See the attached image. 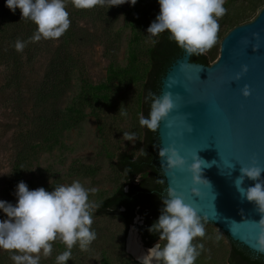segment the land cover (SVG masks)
Returning <instances> with one entry per match:
<instances>
[{"label": "rangeland", "instance_id": "374dc122", "mask_svg": "<svg viewBox=\"0 0 264 264\" xmlns=\"http://www.w3.org/2000/svg\"><path fill=\"white\" fill-rule=\"evenodd\" d=\"M65 4L71 21L69 29L60 38L35 42L38 46L43 45V50L36 51L33 58L25 62L20 93L14 87L4 86L9 72L7 66L0 65L2 200L9 190L12 172L20 163L17 183L24 181L30 190L44 187L52 191L56 185L79 181L85 188L96 189L89 195V202L94 205L123 182V176L115 168L117 154L126 151L137 155L142 148L143 131L139 124L142 82L116 81L106 102L82 92V84L103 82L110 63L125 66L133 41L138 63L146 65V50L155 40L146 30L159 13L157 0H137L134 6L128 3L115 6L116 16L110 21L99 20L89 13L75 16L79 9L73 6L72 0H65ZM1 5H5V0H0ZM247 5L248 0H225L226 13L218 19L216 42L203 52L208 55L210 63L217 59L221 39L232 28L233 19ZM135 16L140 24H144L142 32L136 36L133 28ZM59 43L69 51L73 70L69 86L61 97L43 105L42 138L31 135L33 123L42 112L34 104L33 92L48 69L50 51ZM23 60L26 61L25 56ZM120 110L126 111L127 116H121ZM57 118L61 121L56 131L51 132ZM123 132H135L137 141L124 140ZM19 155L21 160L17 161ZM14 189L9 201L13 204L16 202ZM1 217L4 218L3 213H0ZM134 221L140 224L138 217ZM91 229L95 231L96 239L86 251H82L78 243L74 245L67 264H138L126 251L127 233L121 217L93 215ZM51 243V254L44 256L41 252L40 264H56V257L67 250L59 238ZM160 243L163 246L165 242ZM193 243L204 245L195 264H227L230 245L215 225L206 223L205 236L195 238ZM5 253L8 251L0 249V259ZM1 264L14 262L6 259Z\"/></svg>", "mask_w": 264, "mask_h": 264}, {"label": "clouds", "instance_id": "9594fccd", "mask_svg": "<svg viewBox=\"0 0 264 264\" xmlns=\"http://www.w3.org/2000/svg\"><path fill=\"white\" fill-rule=\"evenodd\" d=\"M124 3L134 6L137 0H72L77 9H91L105 4L110 8ZM157 3L159 13L146 30L151 37H158L167 31L169 39L188 55L202 54L215 44L218 19L226 13L225 0H157ZM5 7L13 14L19 9L21 19H28L37 26L31 42L60 38L71 24L65 0H5ZM28 42L18 39L14 48L22 52ZM243 71L246 72L247 68ZM239 78L238 74L236 79ZM242 93L245 97L250 94L247 86ZM145 102H150V110L147 117L143 113L139 115V124L156 132L174 108L171 93L161 97L148 92ZM119 114L127 116L126 111L120 110ZM123 139L135 143L136 133L123 132ZM157 148L160 159L164 161L161 169L171 171L187 166L194 195H201L196 185L212 187L203 178V169L210 165L197 155L188 163L174 146ZM239 172L233 184L239 195L254 203L261 214L257 245L258 250L264 252V168L253 163L252 166H240ZM246 179L254 181V185L245 187ZM95 191V188H85L79 181L56 185L52 191L44 187L30 190L24 181L18 182L13 193L16 198L14 204L0 199V213L4 214V218L0 219V249L12 252L10 258L14 264H40L41 252L44 256L50 255L51 242L59 238L67 250L56 257V264H67L74 245L78 243L80 249L86 251L96 239V233L91 229L95 206L89 202L90 193ZM161 201L160 214L148 228L150 233L158 235V241L138 257V264H195L204 245L194 244L193 241L205 236L207 219L185 202L183 194L171 187ZM161 241L165 242L163 246Z\"/></svg>", "mask_w": 264, "mask_h": 264}, {"label": "water", "instance_id": "95a60500", "mask_svg": "<svg viewBox=\"0 0 264 264\" xmlns=\"http://www.w3.org/2000/svg\"><path fill=\"white\" fill-rule=\"evenodd\" d=\"M190 56L183 49L160 79L157 95L171 93L174 108L161 122L156 136L159 147L174 146L188 163L197 155L209 164L203 169V178L212 187L196 185L201 195H194L187 166L171 171L161 169L164 161L157 148L165 193L171 187L183 194L185 202L207 223L215 225L229 245L233 241L264 256L257 245L261 214L254 203L239 195L233 184L240 166L255 163L264 168V5L252 19L229 29L221 39L214 62L204 65L190 61ZM238 74L240 78L236 79ZM245 86L250 92L247 97L242 93ZM254 183L246 179L244 186ZM131 229H135L143 252L155 243L144 246L134 224L129 227L125 248L138 261L128 249Z\"/></svg>", "mask_w": 264, "mask_h": 264}, {"label": "trees", "instance_id": "16d2710c", "mask_svg": "<svg viewBox=\"0 0 264 264\" xmlns=\"http://www.w3.org/2000/svg\"><path fill=\"white\" fill-rule=\"evenodd\" d=\"M264 5V0H248V5L242 13L233 19L232 26L249 21L252 14H256ZM260 6V7H259ZM258 8V9H257ZM81 13L92 14L102 21H110L116 16V8H109L97 5L91 9H79L75 16ZM132 13L135 15L133 7ZM253 16V15H252ZM135 18V36L142 32L144 24ZM37 26L28 19H21L19 9L13 14L5 5L0 6V65L8 68L5 77V87L20 93L21 73L25 62L30 61L36 51L43 50V45L31 42L30 38L36 31ZM29 41L22 52L16 51L14 44L17 40ZM130 46L127 64L123 67L110 63L106 77L103 82L91 84L83 82L82 92L96 97L101 101H108L112 92V87L116 81L121 82H142L140 93V112L146 117L150 110V102H145L148 92L158 94L160 79L164 75L168 66L175 58L180 56L183 49L174 41L169 39V33H161L146 50L147 63L141 66L133 47ZM38 46V47H37ZM25 56L26 61L23 60ZM190 61L209 65L208 55L202 53L191 55ZM73 70V63L69 51L63 44H57L50 51V61L48 69L42 76L38 87L33 92V101L42 112L38 113L36 123H33L31 135L43 138V105L50 100L58 99L68 88ZM61 119L57 118L52 126L51 132L56 131ZM142 148L134 155L126 151H120L116 156L115 168L123 176V182L107 197L102 198L94 204L93 215H115L123 219L126 233L131 225H136L143 244L146 247L152 246L158 241V235L152 234L148 228L157 220L162 207L161 199L166 196L165 183L161 171L157 165L158 140L156 132H152L142 127ZM22 154V153H21ZM21 160L20 155L17 161ZM20 163L16 164L12 172V179L5 200L10 201L12 190L14 189L19 175ZM161 181H163L161 183ZM138 217L140 224H135ZM1 217L0 219H2ZM0 259V264L6 259H11L12 252L5 253ZM227 264H264L263 255H255L246 247L231 241L227 257Z\"/></svg>", "mask_w": 264, "mask_h": 264}, {"label": "bare ground", "instance_id": "6f19581e", "mask_svg": "<svg viewBox=\"0 0 264 264\" xmlns=\"http://www.w3.org/2000/svg\"><path fill=\"white\" fill-rule=\"evenodd\" d=\"M128 249L130 252H132L136 257H140L146 252H143V250L140 247L138 237L136 235V232L133 231V229L129 232L128 237Z\"/></svg>", "mask_w": 264, "mask_h": 264}]
</instances>
